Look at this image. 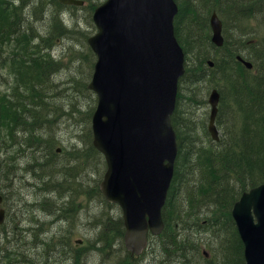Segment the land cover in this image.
I'll return each instance as SVG.
<instances>
[{
	"label": "trees",
	"instance_id": "1",
	"mask_svg": "<svg viewBox=\"0 0 264 264\" xmlns=\"http://www.w3.org/2000/svg\"><path fill=\"white\" fill-rule=\"evenodd\" d=\"M89 1L96 3L95 0ZM174 1L178 6L173 22L174 33L185 52V72L179 80L176 107L171 117L178 152L173 179L162 209L165 226L160 235L150 239L148 247L152 245L151 250L159 253L153 264H170V260H174V264H245L243 246L231 216V207L243 191L264 183V0ZM16 2L18 6L14 7V0H7V3L1 0V5L6 7L4 12L0 5L3 15L0 32L7 29L2 34L3 39L9 34H17L14 29L17 23L16 10L23 6V2ZM213 11L223 23L224 43L221 47L211 42L209 16ZM55 23L62 25L57 20ZM252 23H255L253 30L250 28ZM21 24L19 31H22ZM248 35L252 37L245 40ZM28 36L25 41L27 44L10 55V66L17 80L30 87L29 92L24 94L20 85L0 91V133L4 132V135H0L1 177L9 175L15 168L17 161L12 159L14 146L26 144L28 151L33 146L36 148L41 145L52 147L54 153L55 144H49L47 139L37 135L34 126L37 119L43 117V85L54 63L44 55L43 49L39 50L40 44L35 42V35ZM222 50L226 51L227 56L218 57L217 52ZM237 54H242L250 61L252 68L248 69L236 60ZM209 59L213 61L212 67L206 63ZM36 69L39 70L38 77L28 75ZM185 82L193 85L205 82L204 89L218 87L220 106L225 107H220L217 115V122L222 129L218 141L213 142L208 138L203 142L191 135L180 101V86ZM7 90L12 94L6 95L4 92ZM15 93L25 97L12 102L9 98L13 100ZM70 153L80 154L78 150ZM70 157L75 158L71 154ZM39 162L43 167L44 160ZM56 162L58 160H53L50 165ZM59 163L63 164V161ZM69 165H65L67 175L75 170L78 163ZM73 183L71 181L63 189L67 188L68 191ZM0 193L5 203L6 194L1 187ZM75 207L76 204L72 202L65 215H69V210ZM101 224L97 239L110 235L107 219H101ZM17 227L14 222L13 229ZM113 228L118 230L119 236L123 234L121 217ZM13 229L5 230L6 234L10 235ZM192 229L209 232L207 234H211L212 240L210 243L203 242L200 237L196 241L191 237ZM68 236L70 234L66 237L43 236L39 253L40 244L33 246L31 242L30 249L37 253L27 257L25 262L17 258L19 255L22 257V254L12 253L14 249L18 250L17 246L13 249L6 247L4 251L0 250L3 252L0 253V264H65L68 253L78 250L71 246ZM203 247L211 253L209 257L213 262L205 258ZM129 255L123 258L132 260L133 257Z\"/></svg>",
	"mask_w": 264,
	"mask_h": 264
},
{
	"label": "water",
	"instance_id": "2",
	"mask_svg": "<svg viewBox=\"0 0 264 264\" xmlns=\"http://www.w3.org/2000/svg\"><path fill=\"white\" fill-rule=\"evenodd\" d=\"M176 13L174 0H105L94 10L96 33L87 39L96 57L87 85L97 97L92 144L106 164L99 189L120 207L125 247L134 254L146 246L148 234H159L164 227L162 208L177 155L170 118L184 73V52L174 35ZM209 23L211 41L221 46L222 22L216 12ZM218 101L213 89L208 96V130L216 140ZM231 214L246 264H264V183L243 192ZM3 219L0 208V223Z\"/></svg>",
	"mask_w": 264,
	"mask_h": 264
},
{
	"label": "rangeland",
	"instance_id": "3",
	"mask_svg": "<svg viewBox=\"0 0 264 264\" xmlns=\"http://www.w3.org/2000/svg\"><path fill=\"white\" fill-rule=\"evenodd\" d=\"M14 1V7L18 6L16 0ZM21 1L23 6L16 10L17 23L15 22L14 25L17 34H9L3 39L2 34L7 29L0 32V91L20 85L24 94L29 92L30 87L23 81H18L13 74L10 55L27 44L25 41L28 35H35L37 39L35 42L40 44L39 50L43 49L44 55L54 63L49 78L43 85V117L35 122V130L37 135L43 134L45 137L53 138L49 142L55 144L53 149L58 154V160L63 161L65 165L77 162L78 166L69 172V177L63 174L58 176L68 184L74 181L71 193L70 191L61 192L56 199H50L53 204L49 202L42 208L39 204L42 197L47 196L48 193L39 189L37 175L24 167L27 161L25 159L30 160L28 146L26 144L14 146L12 159L18 162L17 166H20V169L13 170L17 174L13 176L12 181L15 180V182L11 191L20 199L9 198L2 204L5 209V220L0 224V232L4 229H13L12 217L17 221L18 227L11 232L10 243L4 238L5 246L10 249L17 246L18 250L14 249L12 253L22 254V257L19 255L17 258L25 262L27 257L37 253L36 250L30 249L31 242L35 246L40 244L43 236L66 237L70 234L69 243L78 250L68 253L65 264H124L123 261L134 264H153L159 253L151 250L152 245L138 259L123 258L130 253L125 248L123 234L119 236L118 230L113 228L119 217L122 218L121 209L118 205L107 202L99 190V183L106 166L104 157L92 144L91 116L97 100L96 95L87 88V85L91 80L96 57L87 39L96 32L92 19L94 9L104 0H95L96 3L86 1L84 5L75 7L63 6L58 0L56 1L59 4H56L54 0ZM1 7L5 12L6 7L2 5ZM1 18L3 15L0 8V22ZM55 20L60 21L62 25L55 23ZM20 24L22 31H19ZM254 27L255 23H252L250 28L253 30ZM28 75L38 77L39 70H33ZM204 83L181 84L180 101L181 108L184 109L183 117L186 118L185 122L191 135L194 139L206 142L208 138H211L207 129L210 114L208 95L215 86L204 89ZM4 93L12 94L10 90ZM24 97L15 93L13 100L10 98L9 100L21 101ZM215 124L221 137L222 129L217 121ZM0 135H4V132ZM57 149L59 152L56 151ZM74 150H78L80 154L70 153ZM70 154L75 158L70 157ZM3 183L5 182L0 178V185ZM34 183L36 186H30ZM52 197H55V194ZM70 197L76 207L69 210V215H65L68 213L67 207L70 206L67 204ZM101 219H107L110 235L104 239H97L102 229ZM191 232V237H194L196 241L200 237L203 238V242L210 243L212 240L211 234H207L209 232L202 229H192ZM77 240L82 242L76 244ZM28 242L29 245H27ZM40 249L41 244L38 253ZM189 257L192 259L191 254ZM208 261L213 262L210 257Z\"/></svg>",
	"mask_w": 264,
	"mask_h": 264
},
{
	"label": "bare ground",
	"instance_id": "4",
	"mask_svg": "<svg viewBox=\"0 0 264 264\" xmlns=\"http://www.w3.org/2000/svg\"><path fill=\"white\" fill-rule=\"evenodd\" d=\"M232 36H234V34H230ZM229 35V39L232 40L231 36ZM250 37H252V35H248L245 37V40L249 39ZM217 56L218 57H225L227 56L226 51L222 50V51H218L217 52ZM240 58H244L242 57V54H237L235 56V59L238 60ZM208 64L209 67L213 66V61L211 59L207 60L206 62ZM42 136L43 139H47L48 143L50 144V140H52L53 138L50 137H45L43 134H40ZM47 143V144H48ZM43 148V149H42ZM57 152H59V150H56ZM29 152V159H25L27 160L25 163V169L28 170L29 172H34V174L37 175V181L40 183L38 185L39 189L42 192H46L48 193L47 196L42 197L41 199V203L39 204V206H41L42 208H44V206H46L47 203H51L53 204V202L50 200L51 198H55L60 196V193L63 191H67L66 185H68V183L62 178H58L59 175L66 176L69 177L66 174V167L64 164L59 163L61 160H58L57 156L58 154L55 152V150L53 149L52 153V148L51 147H41V145L39 147H32L31 149L28 150ZM48 153V154H47ZM44 160V165L42 167L41 163L39 161ZM53 160H58V162L53 163L52 165H50ZM22 163V161H21ZM18 162L15 165V169H20V166H17ZM50 165V166H49ZM70 166V165H67ZM43 169H42V168ZM37 171V173L35 172ZM16 172L12 171L9 175H6L5 177H1L0 178L3 180V185H0V187L3 189L4 193L6 194V201L9 200V198H11L12 200L18 198L20 199L19 196L16 195V193H13L11 190L13 188L14 182L15 180L12 181L13 176H16ZM69 174V173H68ZM36 186V184H30V186ZM73 186V185H72ZM71 186L68 187V191H70L71 193ZM55 194V197H52V195ZM71 198V197H70ZM67 204H70V206L72 205V198L68 201ZM14 222L15 218H13ZM20 226V224H19ZM7 230V229H6ZM10 237V238H9ZM10 243L11 241V236L6 234L5 229L0 232V250L4 251V249L6 248L5 246V239ZM3 253V252H0ZM170 264H174V260H170Z\"/></svg>",
	"mask_w": 264,
	"mask_h": 264
},
{
	"label": "flooded vegetation",
	"instance_id": "5",
	"mask_svg": "<svg viewBox=\"0 0 264 264\" xmlns=\"http://www.w3.org/2000/svg\"><path fill=\"white\" fill-rule=\"evenodd\" d=\"M218 109H220V107H218ZM218 112H219V110H218ZM141 254H142V253H141ZM141 254H140L139 256H137V259L140 258V256H142ZM143 255H144V254H143Z\"/></svg>",
	"mask_w": 264,
	"mask_h": 264
}]
</instances>
